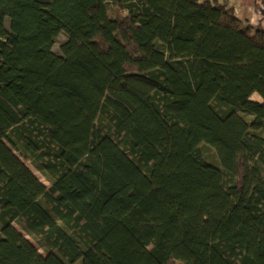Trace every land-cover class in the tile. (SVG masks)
Returning <instances> with one entry per match:
<instances>
[{"label":"trees","instance_id":"1","mask_svg":"<svg viewBox=\"0 0 264 264\" xmlns=\"http://www.w3.org/2000/svg\"><path fill=\"white\" fill-rule=\"evenodd\" d=\"M0 224V264H264V31L229 0H0Z\"/></svg>","mask_w":264,"mask_h":264},{"label":"rangeland","instance_id":"2","mask_svg":"<svg viewBox=\"0 0 264 264\" xmlns=\"http://www.w3.org/2000/svg\"><path fill=\"white\" fill-rule=\"evenodd\" d=\"M107 8L109 10V13L111 15L112 18H114V13L113 10L110 6V4H107ZM6 27L7 29H10V20H6ZM68 40V37L65 33H61L59 35V37L56 39L55 41V45H54V52L58 55H61V47L64 45V43H66V41ZM159 49L164 50L163 46L158 45ZM252 101L255 102H259L262 103L263 100L262 98L258 95V94H254L251 97ZM241 116L247 121V122H251L253 120V117L244 113H240ZM6 144L8 145V147L14 152V154L28 167V169L35 175V177L43 184L45 185L47 188H50L52 185V182L50 180V178L43 172L39 171L35 165L33 164V162L31 160L28 159V155L24 154L22 151H17L15 149H13L9 143L6 142ZM204 155L206 157V160L215 165L218 166L219 165V160L217 157V154L215 152V150L208 145H204L202 147ZM14 227L27 239L29 240L36 248L37 250L42 254V255H46L45 250L43 249L42 245L40 244V242L38 241L37 238H35L34 236H32L31 234H29L21 225V223L19 221H16L15 223H13ZM0 228H1V224H0ZM77 264H81V262L77 263Z\"/></svg>","mask_w":264,"mask_h":264},{"label":"crops","instance_id":"3","mask_svg":"<svg viewBox=\"0 0 264 264\" xmlns=\"http://www.w3.org/2000/svg\"><path fill=\"white\" fill-rule=\"evenodd\" d=\"M229 2L234 8L236 17L245 25L264 31V0H229Z\"/></svg>","mask_w":264,"mask_h":264}]
</instances>
